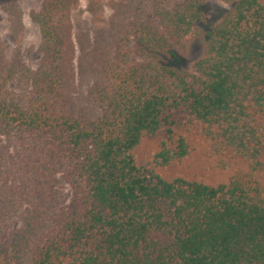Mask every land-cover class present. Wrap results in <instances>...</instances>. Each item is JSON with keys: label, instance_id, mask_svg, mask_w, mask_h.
Returning a JSON list of instances; mask_svg holds the SVG:
<instances>
[{"label": "trees", "instance_id": "16d2710c", "mask_svg": "<svg viewBox=\"0 0 264 264\" xmlns=\"http://www.w3.org/2000/svg\"><path fill=\"white\" fill-rule=\"evenodd\" d=\"M77 1L31 12L34 68L0 63V264H264V0H221L203 32L205 0L119 1L89 113L71 97ZM193 34L204 52L181 70ZM194 137L224 180L163 174ZM61 183L72 199L50 213Z\"/></svg>", "mask_w": 264, "mask_h": 264}, {"label": "rangeland", "instance_id": "374dc122", "mask_svg": "<svg viewBox=\"0 0 264 264\" xmlns=\"http://www.w3.org/2000/svg\"><path fill=\"white\" fill-rule=\"evenodd\" d=\"M41 0H0V63L22 62L34 68L39 59L37 46L39 34L30 14L39 8ZM121 0H78L71 10V38L74 45L72 66L73 85L72 101L85 112L93 111L87 99V91L100 76L102 69L114 57L115 29L124 23V15H117L115 4ZM174 1V0H172ZM230 6L221 0H205V19L197 25L198 30L206 31L218 23ZM203 42L196 35H189L185 50L172 63L175 67L191 71L193 63L202 57ZM80 108V109H81ZM154 151V144L149 139L142 141L139 160H147ZM229 170L221 169L211 155L208 144L194 137V150L181 163L163 171L166 176L182 175L198 178L206 182L224 180ZM264 184V176L261 178ZM72 199L68 185L61 183L56 194L48 203L52 213L66 205ZM9 227L16 224L14 219L8 221Z\"/></svg>", "mask_w": 264, "mask_h": 264}]
</instances>
